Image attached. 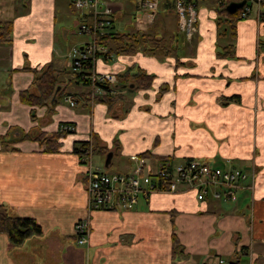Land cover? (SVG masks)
<instances>
[{"label":"crops","instance_id":"obj_1","mask_svg":"<svg viewBox=\"0 0 264 264\" xmlns=\"http://www.w3.org/2000/svg\"><path fill=\"white\" fill-rule=\"evenodd\" d=\"M102 1L115 8L107 32L163 39L170 52H153L145 41L132 54H107L113 46L108 40L92 70L126 76L142 71L152 76L150 86L130 85L114 106L77 98L71 106L60 97L45 110L22 102L20 92H36L33 69H71L57 50V20L59 14L67 18L68 10L76 25L80 13L70 0H0V22L12 24L11 40L0 44V205L41 227L18 246L0 233V264H218L220 257L264 264V18L257 3L246 18L238 16L241 7L235 10L232 23L228 4L195 0L196 31L188 39L174 0H155L149 11L140 0ZM61 33L66 38L69 30ZM74 82L70 93L90 88ZM66 122L75 131L60 139L57 152L17 137V129L51 133ZM90 134L103 148L117 146L96 153L108 173H133V155L144 158L145 172L167 157L223 164L229 159L254 171V187L245 203L199 199L197 189L180 185L142 195L131 208L89 210L88 154L81 159L73 147ZM114 161L126 162L125 170L112 171ZM81 219L88 224L84 244L75 241Z\"/></svg>","mask_w":264,"mask_h":264},{"label":"built area","instance_id":"obj_2","mask_svg":"<svg viewBox=\"0 0 264 264\" xmlns=\"http://www.w3.org/2000/svg\"><path fill=\"white\" fill-rule=\"evenodd\" d=\"M245 1L238 16L246 18L251 12L253 3H257L258 14L264 18V0H217L221 4ZM72 8L80 13L77 26L79 34H87L91 38L81 47H74L68 54L74 69L81 67L83 61L91 59L94 63L97 53L102 52V45L97 42L99 36L107 33L112 26V11L102 0H70ZM195 0H174L179 28L191 39L196 31ZM140 6L149 11L156 6L155 0H140ZM94 89H99V83L116 85L118 75L114 72L97 73L91 71L87 76ZM69 105L74 106L76 99L65 97ZM84 173L87 207L93 209H112L116 206L131 208L142 195L156 190L176 191L180 185L197 189L199 199L211 196L214 199L230 200L240 189L250 190L254 180V172L232 167L220 168L195 159L184 160L172 164L163 160L153 172L143 171L144 158L133 155L130 159L136 164L133 173H108L99 167H92L90 160ZM88 224L86 219L79 220L75 225L76 242L84 244L87 241ZM218 264H232L220 257ZM234 264V263H233Z\"/></svg>","mask_w":264,"mask_h":264},{"label":"trees","instance_id":"obj_3","mask_svg":"<svg viewBox=\"0 0 264 264\" xmlns=\"http://www.w3.org/2000/svg\"><path fill=\"white\" fill-rule=\"evenodd\" d=\"M237 11H234L230 15V22L234 21L237 18ZM233 23V22H232ZM229 27L230 36H234L233 25ZM12 24L10 21L0 22V44L8 43L11 40ZM113 42V46L108 48L107 54H132L136 51L138 44L140 42H145L150 44L151 50L157 51L162 50L164 53L170 52L162 44H164L163 39H155L150 35L143 33L136 34H113V32H107L104 35L97 38L99 44L105 45L107 41ZM103 54L102 52L97 53L99 56ZM93 62L91 59L83 61L81 67L74 69L71 66V69H62V71L56 69L52 64H46L42 66L40 70L33 69L34 72V84L37 88L36 93L29 92L27 90L20 92V100L29 105H39L44 101H54L62 97L61 90L58 89L59 86V75H66L69 73L72 75L74 81L82 83L83 85L90 86L91 81L87 77L92 71ZM73 79H70V81ZM133 81H130V80ZM152 76L142 72L137 71L132 75H118V84L121 85L120 89L114 91L116 88L112 87L107 83H99L102 94L96 95L95 100L98 102H105L108 105H114L117 101L122 99V91L130 90V85L133 88H146L150 86ZM69 81V82H70ZM122 96V97H121ZM121 97V98H120ZM47 101V102H48ZM116 101V102H115ZM77 102V101H75ZM52 141L51 144L44 147L45 152H57L59 149V135L57 132L51 134ZM38 140V139H36ZM40 141V140H39ZM55 142V143H54ZM87 142H79V145H74L73 152L76 153L79 158L85 157L87 155ZM0 233L7 234L10 243L13 246L20 245L26 238L30 237L33 234H40L41 227L35 221L34 218L29 216H17L9 214L3 207L0 205Z\"/></svg>","mask_w":264,"mask_h":264},{"label":"rangeland","instance_id":"obj_4","mask_svg":"<svg viewBox=\"0 0 264 264\" xmlns=\"http://www.w3.org/2000/svg\"><path fill=\"white\" fill-rule=\"evenodd\" d=\"M109 6H110V9H111L112 14H113L114 11H115V8L112 5H109ZM17 12L19 13L20 10H18ZM65 15H66L67 18L64 19L63 15L59 14V18L57 20L59 22V24H57V28H58V31H60V33H57V35H56L57 36L56 43H57V50H58L59 54H61V52L64 51L63 53L66 54L67 57H68V54L74 48L73 44H75L79 40V38H82V37H85V36L88 37V35L79 34V32H78V26H77V24L74 25L71 22L72 16L70 17L68 10L66 11V14ZM62 28H65L66 30H69V34H68V36L66 38H64L63 34L61 33L62 32ZM117 28L119 29L120 32H122L121 29H120L121 28L120 25H117ZM229 34H230V31H229ZM111 43L112 42L109 41V45ZM142 43H145V42H140L138 44V46L140 44H142ZM78 46L79 45H77L75 47H78ZM229 46H230V44L228 45V48H229ZM68 51H69V53H68ZM40 69H37V70H40ZM58 69L60 71H62V69H64V68H58ZM70 79H73V78H72V75H70L69 73H67L66 75H59V86H58V89L61 90L60 93H62V95H61L62 98L71 96L72 98H77L78 101H80V102L83 101V100H85V99H89L90 100V103H91V102L97 101V100H95V96L96 95H99V94H102L103 93V92H101V91H103V90H101V88H100V90L99 89H94V88H92L91 85H90V88L89 87H86V90H84V92L80 93V95L78 93H70V91L71 92L74 91L73 88H71V87H74V85L76 84L74 82V79H73V81L72 80L70 81ZM130 81H133V80L131 79ZM112 87L116 88V90L113 93V94H115L116 91L120 89L121 85H119L118 82H117V84L114 85V86H112ZM36 92H37V88H36ZM32 93H34V92H32ZM122 96H126V94H122ZM89 100H85V101H89ZM47 101H44L42 104H39V106H44L45 107V110H48V107L47 106H49L50 101H48V102ZM84 103H86V102H83V104ZM118 103L119 102L117 101V103H114V105L115 104H118ZM109 106H111V105H109ZM74 129H75V127H74V125L72 123L66 122L64 124H60L59 125V128L56 131L58 133V135H59V139H58L59 146H61L60 139L66 137L67 135H69L71 133H73L75 131ZM16 131H18V134H19L17 137H19V138H28V139H30V138L38 139V140H40L38 142L43 147H46V146H48V145L51 144V141H52V138H53L51 134L55 133V132H51L50 133V132H44V131L43 132H40L39 130H31V131H29V132H27L25 134V133L21 132L18 129ZM10 138H13V135H11ZM1 140H3L2 137H1ZM95 140H96L95 137L92 134H90L89 135V139L86 141L88 143L87 144V148H86L87 149V153H88V159L91 160L93 167H100L101 169H105L106 170V168L104 166L103 159H101V156L96 155V153L97 152H100L102 150H105L106 152L109 151V150H111V151L114 152L115 151L114 149L117 146L112 145L111 149H109L106 146H105V148H103L102 146H99L100 145L99 141H95ZM5 141H7V140H5ZM2 143L5 146H8V147L10 146L9 141H7V142H4L3 141ZM76 145H79V143L77 142ZM113 147H115V148H113ZM143 155L144 156H148V153H144ZM167 159L170 160L172 164H178V163H181L182 162V161L173 160L172 158H169V157L163 158L161 161L167 160ZM198 161L207 163L210 166H216V167H220V168L232 167V168L240 169V170H244V171H246V168H247V167H245L243 165L233 163L229 159H226L224 161V164L222 162H221L222 163L221 164L220 162L215 163V162L204 161V160H198ZM125 163L126 162H124V161H119V163H117V162L114 161V165H113V167H112L111 170L112 171H124L125 170L124 169ZM254 179H255V173H254ZM253 187H254V180L252 182L251 189H253ZM247 191L249 192L250 190H246V189H240V190H238L237 193H234L233 194L234 198L231 197L230 200H225L222 197L217 198V199H214V200L222 201V202H230V203H237L238 201H240V202H243L244 201V203H245V200L248 197ZM229 208H231V207L229 206ZM229 208H227V209H229ZM75 241H76V238H75ZM230 262L232 264L234 263L233 261H230ZM247 263H248L247 258L246 259H243L242 264H247Z\"/></svg>","mask_w":264,"mask_h":264},{"label":"water","instance_id":"obj_5","mask_svg":"<svg viewBox=\"0 0 264 264\" xmlns=\"http://www.w3.org/2000/svg\"><path fill=\"white\" fill-rule=\"evenodd\" d=\"M245 3V1H240V2H231L227 5V10L229 12H233L235 10H237L238 8L242 7L243 4ZM106 163L109 161L108 159H106Z\"/></svg>","mask_w":264,"mask_h":264}]
</instances>
